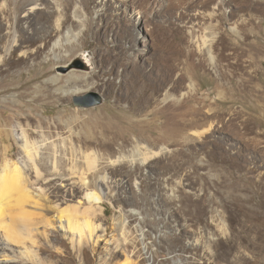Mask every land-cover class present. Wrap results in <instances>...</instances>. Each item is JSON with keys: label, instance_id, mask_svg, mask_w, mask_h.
Instances as JSON below:
<instances>
[{"label": "rangeland", "instance_id": "obj_1", "mask_svg": "<svg viewBox=\"0 0 264 264\" xmlns=\"http://www.w3.org/2000/svg\"><path fill=\"white\" fill-rule=\"evenodd\" d=\"M85 8L83 28L69 12L59 32L54 3L27 20L17 13L24 43L14 57L24 63L0 75L8 82L0 88V153L22 157V128L32 144L86 140L90 156H112L88 189L101 196L90 215L100 230L77 244L60 229L54 194L61 182L50 181L44 211L30 217L49 218L52 227L34 224L33 245L17 236L0 264H264V124H247L240 78L230 76L235 42L264 45V0H88ZM10 16L0 14V49L10 42ZM197 28L213 41L212 62L195 48ZM250 69H258V88L264 62ZM165 91L180 98L178 143L161 140L175 122L174 108L161 104ZM91 92L100 105L74 106Z\"/></svg>", "mask_w": 264, "mask_h": 264}, {"label": "bare ground", "instance_id": "obj_2", "mask_svg": "<svg viewBox=\"0 0 264 264\" xmlns=\"http://www.w3.org/2000/svg\"><path fill=\"white\" fill-rule=\"evenodd\" d=\"M116 1L123 4L127 0ZM224 1L218 0V3L221 4ZM49 3H54L56 6L55 31H60L69 12L72 21L76 25H80L81 28L84 27L86 21L85 6L88 0H4L0 7V14L6 19L11 14L14 20L13 24H6L7 28H4L5 36L10 37V42L0 49V67L5 66L6 68L4 71H0V75L3 72L9 73L10 69L20 67L24 63V59H15L14 57L15 50L22 47L24 43L20 26L16 27L14 25L15 21H18V19L16 20L17 13H23L22 18L27 20L33 12L38 9H44ZM134 15L136 20L134 18L133 23L139 26L138 18H141V15L137 11H135ZM128 17L131 18L132 15H128ZM195 32H197L195 33V48L198 52L204 53L209 61L212 62L215 59L212 55V50L214 49L213 41L211 40L210 42L207 39V32L203 28H197ZM65 33L67 37L70 30ZM2 37H4V34ZM2 37H0V41ZM231 51L237 58V63H235L230 76H238L240 78V82L235 87L240 92L238 96L248 117L247 124H250L251 120L260 121L264 124V84L258 88L252 85L253 73L258 76V69L253 71L250 69L257 61H259L260 65L263 64L264 61L260 59L259 55L264 52V45L259 42L238 41L231 46ZM22 54L24 55L25 52H22ZM5 55H9V58L5 59ZM240 55L246 58L241 61ZM10 81L12 84L15 82L11 77ZM7 85V81H1L0 88H3V92L6 91ZM71 93L76 94V91ZM178 97L168 91H165L162 95L161 104H169L174 108L172 113L175 118L171 129L162 131V141L171 138L172 143H178L184 135L185 129L182 125L180 126L179 118L181 117L176 109L180 99ZM186 131L191 137L196 135L189 128ZM16 135L21 142L22 157L8 159L6 151L0 153V252L10 250L9 245L12 241L18 242L17 236L21 237V240H28L33 245L32 231L36 229V227H33L34 224H41L43 228L52 227V221L49 218L44 217L42 221L34 223L30 217L44 211L43 207L46 206L42 203L46 201L44 189L50 181L61 182L62 190L59 189L54 194V210L58 213L56 221L60 229L71 234L70 237L77 244L92 242L97 237L100 224L91 220L90 215L97 210V204L101 201V196L88 189L90 185H97L101 181L102 178H100L99 174L111 167L113 164L111 161L112 156H90L87 152L88 150L85 151V147L90 145V142L86 140H78L76 142L56 136L42 138L39 142L32 144L22 128H20V133ZM100 159L102 160L100 161ZM145 160L143 161L144 163ZM135 171L133 167L128 168V173L131 175H134ZM76 194H80L81 197L76 198ZM81 199L88 202L89 206L87 208H80L82 206H80ZM69 201L75 202L74 205L64 208L60 207L61 203L64 204ZM97 213H100V211ZM14 227L18 230L16 231ZM30 249L23 247L25 252H30ZM10 261H13V259H10Z\"/></svg>", "mask_w": 264, "mask_h": 264}, {"label": "water", "instance_id": "obj_3", "mask_svg": "<svg viewBox=\"0 0 264 264\" xmlns=\"http://www.w3.org/2000/svg\"><path fill=\"white\" fill-rule=\"evenodd\" d=\"M102 103V98L97 93H88L84 97H76L73 99V104L76 108H91Z\"/></svg>", "mask_w": 264, "mask_h": 264}]
</instances>
